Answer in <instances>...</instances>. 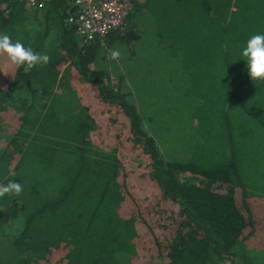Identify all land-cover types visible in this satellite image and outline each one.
Listing matches in <instances>:
<instances>
[{
    "label": "trees",
    "instance_id": "16d2710c",
    "mask_svg": "<svg viewBox=\"0 0 264 264\" xmlns=\"http://www.w3.org/2000/svg\"><path fill=\"white\" fill-rule=\"evenodd\" d=\"M73 2L0 10L50 57L0 53V185L23 186L0 198V264H264V81L240 54L264 0H133L91 41Z\"/></svg>",
    "mask_w": 264,
    "mask_h": 264
},
{
    "label": "clouds",
    "instance_id": "9594fccd",
    "mask_svg": "<svg viewBox=\"0 0 264 264\" xmlns=\"http://www.w3.org/2000/svg\"><path fill=\"white\" fill-rule=\"evenodd\" d=\"M0 53L5 54L13 65L22 67L24 72L30 71L37 65H46L50 61L47 54L36 53L20 41L13 43L12 38L4 32H0ZM240 54L251 80L264 81V33L248 38ZM119 56V50L111 51L112 59H117ZM22 191L23 186L20 183L10 181L6 185H0V198L6 194L20 195Z\"/></svg>",
    "mask_w": 264,
    "mask_h": 264
},
{
    "label": "built area",
    "instance_id": "2783aa9c",
    "mask_svg": "<svg viewBox=\"0 0 264 264\" xmlns=\"http://www.w3.org/2000/svg\"><path fill=\"white\" fill-rule=\"evenodd\" d=\"M15 1H25L30 8L37 5V0H4L0 4V10L7 12L10 3ZM132 2L133 0H74L73 6L77 7V11L69 15L68 22L74 25L85 40L104 37L123 25Z\"/></svg>",
    "mask_w": 264,
    "mask_h": 264
},
{
    "label": "rangeland",
    "instance_id": "374dc122",
    "mask_svg": "<svg viewBox=\"0 0 264 264\" xmlns=\"http://www.w3.org/2000/svg\"><path fill=\"white\" fill-rule=\"evenodd\" d=\"M185 77V74H182V78ZM179 91H182V86L179 85ZM165 119L167 124H169L170 122H173L176 124L177 122V115H176V109H169L166 110V114H165ZM107 134V132H106ZM6 134H4V132L0 131V138H4ZM107 137V135H106ZM105 137V138H106ZM118 142L119 145L122 147L120 149V151L118 152V156L123 164V166L128 169L129 171H133L132 168L134 166V162L135 160L132 159V157H130L129 155V148L125 145L124 141H125V137H124V132L122 131L120 125L116 124L115 126V130H114V143Z\"/></svg>",
    "mask_w": 264,
    "mask_h": 264
}]
</instances>
